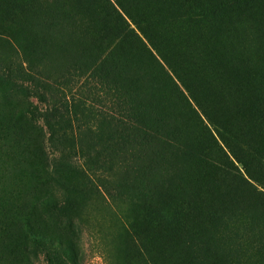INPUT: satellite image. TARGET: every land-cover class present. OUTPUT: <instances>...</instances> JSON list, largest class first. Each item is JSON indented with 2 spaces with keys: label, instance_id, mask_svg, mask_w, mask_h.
Returning a JSON list of instances; mask_svg holds the SVG:
<instances>
[{
  "label": "rangeland",
  "instance_id": "rangeland-1",
  "mask_svg": "<svg viewBox=\"0 0 264 264\" xmlns=\"http://www.w3.org/2000/svg\"><path fill=\"white\" fill-rule=\"evenodd\" d=\"M125 26L181 146L141 172L76 62ZM0 264H264V0H0Z\"/></svg>",
  "mask_w": 264,
  "mask_h": 264
},
{
  "label": "trees",
  "instance_id": "trees-1",
  "mask_svg": "<svg viewBox=\"0 0 264 264\" xmlns=\"http://www.w3.org/2000/svg\"><path fill=\"white\" fill-rule=\"evenodd\" d=\"M46 29L53 39L56 38L59 41V30H55L49 25L27 28L26 32H31L30 34H34L37 39L39 32ZM132 32L130 27L125 26V29L116 32L115 41L103 50L88 47L82 37L76 34L80 44L76 62L80 69L89 68L88 77L94 78L96 84L101 85L114 96L111 100H114L112 109L115 113L122 114V119L116 118L112 114L108 116L110 123L122 129V134L111 140L107 139L105 146H113L115 142H119L131 157L136 151L140 165L139 172H141L151 168L158 161L160 163L166 162L170 153L173 152L172 150L181 146L177 145V136L172 124L164 117L160 98L155 96L151 90V80L146 79L145 73L136 71L129 63V57H123L117 50L119 42L130 36ZM71 33L75 34L73 31ZM46 45L40 44L38 41L33 45L35 48H39L36 52L40 53L41 60L40 48ZM23 59L31 68L32 60L27 56H24ZM23 69L21 68V76L32 78L29 72ZM42 119L48 132L47 141L49 144L51 142L59 144L61 151H64L68 156L72 155V150L74 151L76 146H78L79 152L82 151L83 145L81 143L75 141L73 137L65 135L63 129L67 124L62 127L58 121H45L47 119L44 114ZM59 131L61 133L55 135ZM86 156L88 157L87 154ZM55 162V166L63 164L62 161L56 160ZM131 182L139 184V177L135 176ZM80 221L87 222L83 217L80 218Z\"/></svg>",
  "mask_w": 264,
  "mask_h": 264
}]
</instances>
